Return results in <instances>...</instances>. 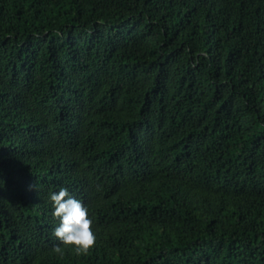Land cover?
Here are the masks:
<instances>
[{"label": "trees", "instance_id": "trees-1", "mask_svg": "<svg viewBox=\"0 0 264 264\" xmlns=\"http://www.w3.org/2000/svg\"><path fill=\"white\" fill-rule=\"evenodd\" d=\"M0 264H264V0H0Z\"/></svg>", "mask_w": 264, "mask_h": 264}, {"label": "clouds", "instance_id": "clouds-1", "mask_svg": "<svg viewBox=\"0 0 264 264\" xmlns=\"http://www.w3.org/2000/svg\"><path fill=\"white\" fill-rule=\"evenodd\" d=\"M49 199L52 202V214L59 220L53 229L59 244L53 246V251L62 255L63 245L70 246L77 255L86 254L96 241L88 207L71 195L66 187L51 192Z\"/></svg>", "mask_w": 264, "mask_h": 264}]
</instances>
